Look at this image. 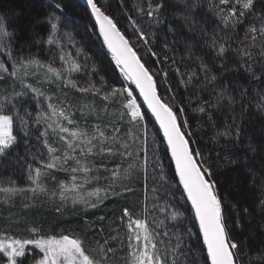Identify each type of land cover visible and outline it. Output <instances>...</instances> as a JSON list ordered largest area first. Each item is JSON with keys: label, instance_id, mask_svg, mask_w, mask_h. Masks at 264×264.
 <instances>
[{"label": "snow or ice", "instance_id": "6c2138e0", "mask_svg": "<svg viewBox=\"0 0 264 264\" xmlns=\"http://www.w3.org/2000/svg\"><path fill=\"white\" fill-rule=\"evenodd\" d=\"M86 3L94 17L95 27H98L99 37H102L119 73L124 80L135 85L143 105L147 106L158 123L166 149L174 161V174L178 177V182L176 185L169 182L163 165L155 156L158 149H154L152 167L154 172L159 167V179L155 175L152 178L150 202L146 194L139 210L134 212L135 204L122 208L119 223L126 229L124 236H120L117 228L116 235L105 238L103 243L97 241L95 248H88L78 236H44L32 228L30 232L35 238L0 235V261L3 264H25L29 252L38 250L32 257L31 264H188L187 256L192 251V245L186 244L184 237L192 236V228L188 227L182 234L175 224L170 227L168 223L188 218L177 207L179 201L176 192L182 187L180 197L186 198L185 203L190 204V209L186 211L192 214L198 225L203 264H244L243 258L248 257V253L241 251V243L235 239L233 227L224 213L223 200L212 179L211 168L205 165L203 153L192 146L195 142L191 139L190 124L187 119H182L185 113L183 101H178L175 95L166 99L159 93L156 73L146 66V62H142L135 44L121 31L118 22L102 10L97 0H86ZM169 7L176 9L171 19L180 21L182 26L191 31L195 27L193 17L204 5L202 0H143L142 4H136L137 19L129 16L128 20L132 24L133 34L147 54L157 56L151 47L155 33L145 31V27L152 29L168 21L165 10ZM207 8L218 22L217 26L226 30L236 45L233 48L228 37L218 40L214 33L208 44L216 50L217 56L223 57L231 50L246 71L251 72L252 65L256 63L264 68V0H218L216 3H209ZM56 10L62 11V5L56 3L48 18L47 23L52 33L49 43L55 42V34L60 28V17L55 14ZM145 18H148L147 21ZM169 26L176 27L171 23ZM16 39L17 31L13 21L0 15V53L6 57V60L0 59V82L12 78L14 85L20 88L19 91H14L11 99L9 95L0 98V159L7 158L12 149L23 143L36 166L28 165V179L31 183L29 188H18L12 180L8 181L10 186L0 187L4 202L11 203L12 197L29 191L33 194V199L40 194L51 196L55 200L58 192L60 205L71 202L74 207L82 205L87 210L98 208L110 198L124 197L126 193L133 192L130 183L125 181L130 182L134 172L137 175L143 174L146 185L147 128L144 126L141 140L134 129L145 119V115L142 104L133 94L134 90L111 87L103 78L99 85L90 80L87 86L82 87L73 78V73L81 71V64L70 53L61 51L59 55L62 65L66 66L65 78V73L51 63L18 54ZM69 39L71 40L70 36ZM7 61L11 62V71ZM40 69L45 71L42 79L37 80L38 83L47 81L55 83L58 88L70 87L81 94L99 97L104 103L99 108L94 104L92 107L85 104L73 110V105L66 100L57 97L54 102L52 95L27 82L29 77H40ZM199 70L208 79L209 66L201 61ZM175 71L180 74L179 68ZM163 75L166 78L168 73L164 72ZM194 78L198 79L197 71L191 70L186 83H192ZM215 80L217 76L211 75L210 81ZM29 93L32 95L29 96ZM25 97L35 101L34 108L28 104V100L20 99ZM224 99V92L221 91L210 99L202 100L193 111L205 113L216 108ZM227 100L231 103L233 98L228 96ZM118 102L123 111L110 114L108 109L115 108ZM77 111L81 114L83 126L74 119ZM101 113L104 116L111 115L112 119L102 125ZM93 114L97 122L90 125L88 120ZM125 117L129 128H124ZM240 134L238 126L217 133L218 136L235 140H239ZM32 136H35L46 151H31L29 138ZM129 136L132 143L128 142ZM137 140H141L138 145ZM142 153L141 163L139 158ZM97 157H100L99 161L96 160ZM105 158L115 166L109 168ZM115 158H119L118 162ZM125 162L127 168L123 167ZM56 173L67 174L70 179L56 181ZM47 177H51L56 183L52 190L42 183V178ZM260 189L262 196L259 206L264 211V180L261 181ZM24 207L31 205L25 204ZM56 211H60V206H57ZM236 226H240L238 221ZM110 241H116V246L113 247ZM29 246H33L32 249ZM117 251L125 254L117 257ZM256 259L259 264H264V249L260 250ZM248 264H253V261L249 259Z\"/></svg>", "mask_w": 264, "mask_h": 264}, {"label": "trees", "instance_id": "16d2710c", "mask_svg": "<svg viewBox=\"0 0 264 264\" xmlns=\"http://www.w3.org/2000/svg\"><path fill=\"white\" fill-rule=\"evenodd\" d=\"M216 2L218 0H202L204 7L196 11L193 17L195 27L191 31L188 27L182 26L180 21L171 19L173 11L176 10L174 7L166 9L165 15L169 18L168 21L152 29L145 27V31L155 33L151 47L157 56H152L147 54L146 49L137 41L132 24L128 20L129 16L137 19L135 5L142 4L143 0H97L102 10L118 22L120 29L135 44L146 66L156 73L159 93L166 99L175 95L178 101H183L185 113L182 119H187L190 124L191 139L195 142L192 146L203 153L205 165L211 168L212 179L216 182L223 200L224 213L230 226L233 227L235 239L241 243V251L248 253V257L243 258L244 264H248L249 259L253 261V264H259L256 258L260 250L264 249V211H261L259 206L262 196L260 185L264 180V107H262L264 105V68L256 63L252 65L251 72L246 71L240 66V61L231 50L220 57L217 56L216 50L209 47V38L214 33L218 40L228 37L229 44L233 48L236 46L231 35L217 26L218 22L207 8L209 3ZM56 3L62 5V11L55 12L60 17V28L55 34V42L49 43L52 33L47 21ZM0 15L13 21L17 31L15 47L18 54L51 63L53 67L61 69L67 78L66 66L62 65L59 55L61 51L70 53L72 58L79 60L81 64V71L73 73V78L80 86H87L90 80L99 85L103 78L111 87L133 89L129 81L124 80L119 73L87 9L78 0H0ZM147 19L145 18V21ZM169 23L176 27H170ZM165 57H168V60H165ZM65 58H68L67 55ZM0 59L6 60V57L0 53ZM201 61L209 66L208 79L206 74L199 70ZM7 64L11 71V62L7 61ZM222 64L224 67H221ZM176 68H179L180 74L176 73ZM191 70L197 71L198 79L194 78L189 84L186 81ZM164 72L168 73L166 78L163 75ZM40 74H43L42 69ZM211 75L217 76V80L210 81ZM38 79L40 77H30L27 82L33 83L48 95H52L54 102L58 97L60 100L71 103L73 110L85 104L89 107L94 104L99 108L104 103L99 97L81 94L70 87L58 88L55 83L47 81L38 83ZM15 90L19 91L20 88L14 85L12 78L0 82V98L9 95L11 99ZM221 91L224 92L225 99L216 108L209 109L205 113L193 111V108L197 107L202 100L210 99ZM133 94L137 97L135 91ZM31 95L29 93V96ZM228 96L233 98L231 103L227 100ZM20 99L28 100V104L35 107L34 100H29L27 97ZM120 99L122 101L123 97ZM188 101L192 103L189 104ZM138 102L140 103L139 99ZM108 111L111 114L123 109L118 102L115 108H109ZM142 111L145 119L140 125L135 126L134 131L142 140L144 126L147 128L146 185L143 174L137 175L134 172L131 181H125L130 183L134 189L133 192L126 193L124 197L110 198L98 208L87 210L82 205L74 207L71 202L60 205L58 192L53 200L51 196L40 194L33 199V194L29 191L12 197L11 203L4 202V194L0 193V235L35 238V235L30 232V229L35 228L44 236L61 234L78 236L85 241V246L88 248H95L97 241L103 243L105 238L116 235L117 228H119L120 236H124L126 229L119 223L122 208L125 205L135 204L134 212L139 210L146 194L150 202L152 178L155 175L157 180L159 179V167L155 169V172L152 167L154 149H158L155 156L163 165L164 174L169 182L173 185L178 182L161 134L143 107ZM101 115L103 116V120L100 121L102 125L112 119L111 115L104 116L103 113ZM74 119L80 121L83 126L80 112H76ZM95 121L93 114L88 123L91 125ZM237 126L241 129L239 140L217 135L218 132L231 130ZM129 127L125 117L124 128ZM141 140H137L136 144H140ZM128 142L132 143L131 136ZM29 144L32 152L46 151L36 141L35 136L29 138ZM115 159L118 162L119 158ZM139 159L142 163L143 153ZM96 160L99 161L100 157ZM105 163L109 168L115 166L108 158H105ZM29 164L36 166L26 146L21 143L18 148L11 150L7 158L0 159V187L10 186L8 181L12 180L15 182L14 186L18 188H29L31 186L28 179ZM123 167L127 168V162ZM55 175L56 181L70 179L64 173ZM42 183L49 190L56 187L51 177L42 178ZM180 192H182L181 188L176 192V198L179 201L177 207L185 212L188 218L168 223L170 227L175 224L182 234L188 227L192 228V236L184 237L185 243L192 245L187 262L203 264L200 251L202 244L198 240V225L192 214L186 211L190 209V206L185 203L186 198L180 197ZM25 204L31 207L25 208ZM57 206H60L59 212L56 211ZM237 221L240 224L239 227L236 226ZM110 244L115 247L117 242L110 241ZM36 253L38 250L30 251L25 264H31L32 257ZM124 254L123 251L116 252L117 257ZM0 264L3 262L0 261Z\"/></svg>", "mask_w": 264, "mask_h": 264}, {"label": "water", "instance_id": "95a60500", "mask_svg": "<svg viewBox=\"0 0 264 264\" xmlns=\"http://www.w3.org/2000/svg\"><path fill=\"white\" fill-rule=\"evenodd\" d=\"M78 1H79V2H80V3H81V4L87 9V11H88V13H89V15H90V17H91L93 23L95 24L94 17L91 16V10H90V8H88L87 3H86V0H78ZM118 27H119V26H118ZM96 28H97V31H98V27H96ZM121 31H122V30H121ZM98 34H99V32H98ZM126 37H127V36H126ZM127 38H128V37H127ZM100 39H101V41H102V43H103V39H102V37H100ZM103 45H104V44H103ZM104 47H105V49L107 50V52L109 53V51H108L106 45H104ZM109 55L111 56L110 53H109ZM111 58H112V57H111ZM113 61H114V60H113ZM114 62H115V61H114ZM142 62H143V61H142ZM129 82H130V81H129ZM130 84H131V82H130ZM131 85H132V87H133V89H134V91H135V93H136V95H137V97H138L140 103L142 104V107L144 108V110L146 111V113L149 115L150 119H151L152 122L155 124V126L157 127L159 133L161 134V136H162V138H163V133H162V131L159 130V125H158V123L155 121V118L151 115L150 111L147 109V106H146V105H143V103H142V98L139 97V92H138V90L135 89V85H134V84H131ZM158 91H159V90H158ZM164 142H165V141H164ZM165 145H166V142H165ZM169 157H170V159H171V154H170V152H169ZM171 162H172V164H173V166H174V169H175L174 161L171 160ZM177 179H178V177H177ZM181 189H182V187H181ZM189 206H190V204H189Z\"/></svg>", "mask_w": 264, "mask_h": 264}, {"label": "rangeland", "instance_id": "374dc122", "mask_svg": "<svg viewBox=\"0 0 264 264\" xmlns=\"http://www.w3.org/2000/svg\"><path fill=\"white\" fill-rule=\"evenodd\" d=\"M43 70V73L45 71V69H42ZM39 73H40V70H39ZM40 79H42V75H40ZM30 80V77L28 78V81ZM16 91V90H15ZM18 91V90H17ZM94 121V120H93ZM96 123V121H95ZM51 135V134H50ZM33 246H29V249H32Z\"/></svg>", "mask_w": 264, "mask_h": 264}, {"label": "bare ground", "instance_id": "6f19581e", "mask_svg": "<svg viewBox=\"0 0 264 264\" xmlns=\"http://www.w3.org/2000/svg\"><path fill=\"white\" fill-rule=\"evenodd\" d=\"M95 25V24H94Z\"/></svg>", "mask_w": 264, "mask_h": 264}]
</instances>
